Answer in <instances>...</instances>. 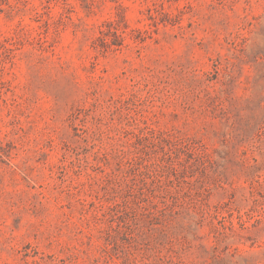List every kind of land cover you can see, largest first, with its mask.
I'll use <instances>...</instances> for the list:
<instances>
[{
  "label": "rangeland",
  "instance_id": "obj_1",
  "mask_svg": "<svg viewBox=\"0 0 264 264\" xmlns=\"http://www.w3.org/2000/svg\"><path fill=\"white\" fill-rule=\"evenodd\" d=\"M0 264H264V0H0Z\"/></svg>",
  "mask_w": 264,
  "mask_h": 264
}]
</instances>
